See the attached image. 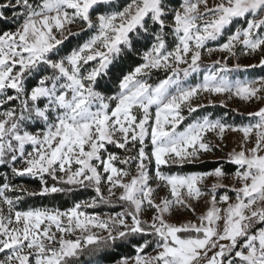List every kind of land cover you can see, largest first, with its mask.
Instances as JSON below:
<instances>
[{"label": "snow or ice", "instance_id": "obj_1", "mask_svg": "<svg viewBox=\"0 0 264 264\" xmlns=\"http://www.w3.org/2000/svg\"><path fill=\"white\" fill-rule=\"evenodd\" d=\"M256 68L264 0H0V264H264Z\"/></svg>", "mask_w": 264, "mask_h": 264}, {"label": "trees", "instance_id": "obj_2", "mask_svg": "<svg viewBox=\"0 0 264 264\" xmlns=\"http://www.w3.org/2000/svg\"><path fill=\"white\" fill-rule=\"evenodd\" d=\"M248 74L249 75L260 76V75H264V72H262L260 68H256V69H249L248 70ZM212 110L213 109H211V108L207 109V111H212ZM225 110H227V109H221V108H219V106L215 109V111L217 113L223 112ZM202 111H205V110L202 109ZM213 166L214 165L212 163H209L205 167L206 168H211ZM227 168H228V171H232L233 170L231 166H227ZM18 182H27L32 187L36 186L35 182H32V181L28 180V178H24L23 180H20ZM91 194H92L91 190L81 191V192H78L75 196H73L71 198H69V197H58L55 203H56L57 206H68V205H70L72 199H86ZM28 205L29 206H42V205L52 206V204H50V202L47 199H41L39 197L30 198L28 200ZM111 210H113V209H110L108 207H102L101 208V211H105V212L106 211H111ZM115 210H119V209L116 208Z\"/></svg>", "mask_w": 264, "mask_h": 264}, {"label": "rangeland", "instance_id": "obj_3", "mask_svg": "<svg viewBox=\"0 0 264 264\" xmlns=\"http://www.w3.org/2000/svg\"><path fill=\"white\" fill-rule=\"evenodd\" d=\"M218 58V55H214L212 58H206L205 60V63L207 64H210L212 62V59H216ZM241 63L243 64H249V63H256V59L254 58H249V57H242L241 58ZM259 76H255V75H249L248 73L245 74V77L244 78H258ZM260 105H256V104H238L236 101H233L231 102V104L229 105V108H240L241 111L243 112H248V111H254V110H257V108L259 107ZM237 139V137L235 135H229L228 136V139L226 141V143L228 144V149H225V151L231 149L233 146H234V142L235 140ZM220 157V154L218 153L217 156L215 157H211L210 159L211 160H215V159H218ZM228 181H226L227 183ZM223 191V190H221ZM204 205L201 204L200 208L198 209V211H203L204 210ZM187 218H191L190 217V214L188 213H181L179 214L176 219H187Z\"/></svg>", "mask_w": 264, "mask_h": 264}]
</instances>
